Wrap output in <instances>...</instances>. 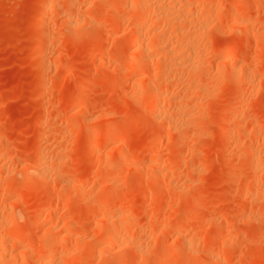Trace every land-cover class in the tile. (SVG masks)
I'll return each instance as SVG.
<instances>
[{
  "label": "rangeland",
  "instance_id": "obj_1",
  "mask_svg": "<svg viewBox=\"0 0 264 264\" xmlns=\"http://www.w3.org/2000/svg\"><path fill=\"white\" fill-rule=\"evenodd\" d=\"M0 264H264V0H0Z\"/></svg>",
  "mask_w": 264,
  "mask_h": 264
},
{
  "label": "bare ground",
  "instance_id": "obj_2",
  "mask_svg": "<svg viewBox=\"0 0 264 264\" xmlns=\"http://www.w3.org/2000/svg\"><path fill=\"white\" fill-rule=\"evenodd\" d=\"M44 11V10H43ZM47 11V10H46ZM42 12V11H41ZM46 13V12H45ZM135 51H137V50H135ZM235 53V49L234 48H229V49H227L226 50V52L224 53L225 54V56L228 58V59H230V57L233 55ZM132 72V71H131ZM114 126V125H113ZM112 125H111V128H110V130L111 131H113L114 129V127H113ZM97 146V141H94L93 142V147H96Z\"/></svg>",
  "mask_w": 264,
  "mask_h": 264
}]
</instances>
